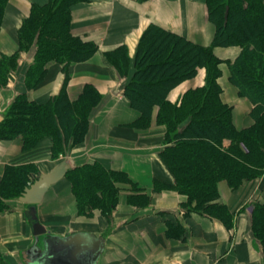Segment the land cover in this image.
Returning <instances> with one entry per match:
<instances>
[{
	"label": "crops",
	"instance_id": "crops-1",
	"mask_svg": "<svg viewBox=\"0 0 264 264\" xmlns=\"http://www.w3.org/2000/svg\"><path fill=\"white\" fill-rule=\"evenodd\" d=\"M50 1L9 0L0 29V59L19 52L18 32L24 20L33 6ZM71 13L73 35L96 44L97 51L67 68L50 61L45 77L34 86L27 84V76L36 46L20 51L18 65L5 84L0 82V114L5 116L20 95L46 105L66 89L75 102L92 87L101 99L91 111L87 133L77 143L69 141L66 152L58 157L50 135L30 145L22 136L0 138V181L7 165L29 163L41 172L62 164L69 171L93 162L124 172L126 178L116 182L119 200L110 219L100 209L91 215L81 214L67 176L53 184L37 204L39 221L53 234L91 232L103 237L105 249L97 264H264V248L255 238L251 219L254 203L264 202V176L245 180L236 189L226 179L218 182L220 201L235 215L231 229L219 219L189 211L188 195L177 189L175 175L161 157L167 129L158 122L160 107L156 105L145 118L125 93L135 73L140 40L150 26L204 47L213 44L216 26L209 17L207 0H79L71 6ZM121 47L129 56L125 73L107 57L108 52ZM241 51L238 45L213 47L221 60V100L232 107L235 127L245 130L256 122L254 105L231 80L230 67ZM206 77V68H199L194 76L173 87L168 99L179 104L187 91L204 86ZM30 225L20 206L0 213V264H6L3 258H16V264H22L18 255L28 254L34 244Z\"/></svg>",
	"mask_w": 264,
	"mask_h": 264
},
{
	"label": "trees",
	"instance_id": "trees-1",
	"mask_svg": "<svg viewBox=\"0 0 264 264\" xmlns=\"http://www.w3.org/2000/svg\"><path fill=\"white\" fill-rule=\"evenodd\" d=\"M77 1L51 0L46 5L33 6L18 32L19 52L0 59L1 84L18 65L20 51H29L33 46L36 54L27 76L29 86L42 81L50 61L68 67L97 51L96 44L72 33L71 6ZM8 2L0 0V29ZM207 4L216 26L213 44L204 47L159 26H150L140 40L135 73L125 93L145 118L152 115L156 105L160 107L158 122L167 127L161 157L175 175L177 189L188 195V210L219 219L231 229L235 215L220 201L218 182L227 179L236 189L245 180L264 173V0H207ZM217 45L242 48L230 67L231 80L255 106L257 121L245 130L235 127L232 107L221 100V60L213 52ZM107 57L121 73L127 72L129 56L125 47L108 52ZM201 67L207 68L206 84L187 91L179 104L172 103L169 91ZM100 99L92 87H87L75 102L69 99L66 89L46 105L20 95L0 122V138L22 136L30 145L50 135L54 156L58 157L66 152L69 141L84 139L91 111ZM227 140H231L229 145ZM39 173L32 163L7 165L1 186L5 190L25 191L32 184L31 176L37 178ZM67 177L80 213L91 207L100 209L110 219L119 200L116 182L126 178L124 172L93 162L69 170ZM251 219L255 238L264 248V202L254 203Z\"/></svg>",
	"mask_w": 264,
	"mask_h": 264
},
{
	"label": "water",
	"instance_id": "water-1",
	"mask_svg": "<svg viewBox=\"0 0 264 264\" xmlns=\"http://www.w3.org/2000/svg\"><path fill=\"white\" fill-rule=\"evenodd\" d=\"M4 116L0 114V122ZM67 171L62 164L47 172L26 188L20 200L29 205L28 216L32 220L34 244L28 250L29 264H97L105 249V239L91 232H77L65 236L53 234L39 221L37 204L46 191L58 182Z\"/></svg>",
	"mask_w": 264,
	"mask_h": 264
},
{
	"label": "rangeland",
	"instance_id": "rangeland-1",
	"mask_svg": "<svg viewBox=\"0 0 264 264\" xmlns=\"http://www.w3.org/2000/svg\"><path fill=\"white\" fill-rule=\"evenodd\" d=\"M239 46V45H238ZM241 47V46H240ZM241 54V53H240ZM202 68V67H201ZM13 70V69H12ZM206 70H207V68H206ZM252 102V101H251ZM253 103V102H252ZM253 105H254V103H253ZM255 107V106H254ZM233 110V109H232ZM252 114H254V108H253V110H252ZM255 116V115H254ZM255 119H256V117H255ZM256 121H257V119H256ZM256 123V122H255ZM162 125H164V124H162ZM254 125V124H253ZM252 125V126H253ZM166 126V125H165ZM251 127V126H250ZM249 127V128H250ZM166 129H167V127H166ZM167 132V131H166ZM230 141V143H231V140H229ZM165 144V143H164ZM38 170H39V167H38ZM51 171V170H50ZM5 172V171H4ZM39 172H41L40 170H39ZM49 172V171H48ZM41 173H47V172H41ZM69 173V171H66L65 172V175L64 176H67V174ZM39 176V175H38ZM63 176V177H64ZM264 176V173L260 176V177H256V178H254V179H258V178H261V177H263ZM68 178V177H67ZM38 179V177L36 178L34 175H32L31 176V180H32V184L33 183H35V181ZM2 180V179H1ZM69 180V179H68ZM222 180V179H221ZM225 180V179H224ZM227 180V179H226ZM251 180H253V179H251ZM70 181V180H69ZM228 181V180H227ZM31 184V185H32ZM31 185H29L28 187H30ZM27 187V188H28ZM26 190V189H25ZM74 191V190H73ZM25 191H22V189L21 190H5V189H3L2 188V186H1V181H0V213L1 212H12L13 211V209L14 208H16V207H19L20 206V208H22V210L25 212V215H26V217H27V220L29 221V225L30 224H32V220H31V218L28 216V210H29V205L28 204H26V203H24V202H22L21 200H20V198L22 197V195H23V193H24ZM111 191H107L106 192V194L107 195H109V193H110ZM120 192V191H119ZM75 193V192H74ZM76 195V194H75ZM106 195V196H107ZM77 197V196H76ZM86 209V212L85 213H81V214H83V215H91L92 214V212H93V210L94 209H92L91 207H87V208H85ZM31 226V225H30ZM14 257V256H13ZM18 257H19V262H21L22 264H29V262H30V259H29V255L28 254H26V253H23V254H21L20 256L18 255ZM4 260H5V263L7 264V263H9V264H13V262H11V260L12 261H14V259H15V264H16V258H11V260L9 259V258H3ZM11 262V263H10Z\"/></svg>",
	"mask_w": 264,
	"mask_h": 264
}]
</instances>
